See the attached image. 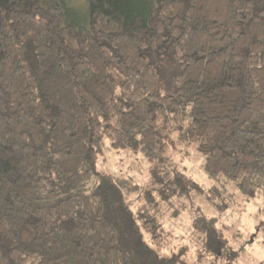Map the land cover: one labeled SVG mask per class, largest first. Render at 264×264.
Returning a JSON list of instances; mask_svg holds the SVG:
<instances>
[{
    "label": "trees",
    "instance_id": "trees-1",
    "mask_svg": "<svg viewBox=\"0 0 264 264\" xmlns=\"http://www.w3.org/2000/svg\"><path fill=\"white\" fill-rule=\"evenodd\" d=\"M193 144L209 189L174 162ZM260 196L264 0H87L83 24L0 0V264H264L215 216Z\"/></svg>",
    "mask_w": 264,
    "mask_h": 264
},
{
    "label": "rangeland",
    "instance_id": "rangeland-1",
    "mask_svg": "<svg viewBox=\"0 0 264 264\" xmlns=\"http://www.w3.org/2000/svg\"><path fill=\"white\" fill-rule=\"evenodd\" d=\"M67 6L70 16L80 24L86 21L87 0H62ZM174 162L176 166L190 175L199 186L209 189L211 185L217 184L204 171V155L196 145H189L186 153L175 151ZM96 168L112 174H123L133 182L145 186L148 181V162L145 157L130 150L115 151L104 148L102 153L96 157ZM218 185H220L218 183ZM198 202V201H197ZM198 206L201 204L198 202ZM209 213V212H208ZM215 214V211L209 213ZM218 225L224 223L232 235L234 247L246 248V260L252 262L262 261L264 258V233L261 231L264 225V197L254 199H237L233 202L230 210L216 212ZM181 233H186L188 222L183 224L180 220ZM187 226V228H186ZM186 228V229H184ZM180 232V231H175ZM184 236L187 235L183 234ZM245 256V255H244Z\"/></svg>",
    "mask_w": 264,
    "mask_h": 264
}]
</instances>
